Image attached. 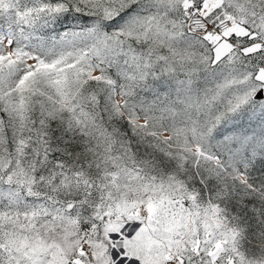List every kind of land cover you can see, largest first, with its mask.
I'll use <instances>...</instances> for the list:
<instances>
[{"label":"snow or ice","instance_id":"obj_1","mask_svg":"<svg viewBox=\"0 0 264 264\" xmlns=\"http://www.w3.org/2000/svg\"><path fill=\"white\" fill-rule=\"evenodd\" d=\"M0 264H264V0H0Z\"/></svg>","mask_w":264,"mask_h":264}]
</instances>
